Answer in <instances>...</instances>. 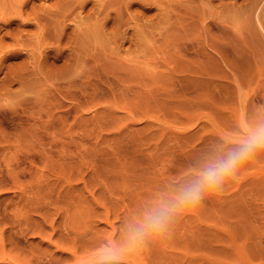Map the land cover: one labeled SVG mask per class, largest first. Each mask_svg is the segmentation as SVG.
<instances>
[{
  "label": "rangeland",
  "instance_id": "obj_1",
  "mask_svg": "<svg viewBox=\"0 0 264 264\" xmlns=\"http://www.w3.org/2000/svg\"><path fill=\"white\" fill-rule=\"evenodd\" d=\"M260 123L264 0H0V264H264V153L171 239L130 235Z\"/></svg>",
  "mask_w": 264,
  "mask_h": 264
},
{
  "label": "clouds",
  "instance_id": "obj_2",
  "mask_svg": "<svg viewBox=\"0 0 264 264\" xmlns=\"http://www.w3.org/2000/svg\"><path fill=\"white\" fill-rule=\"evenodd\" d=\"M210 148L198 166L197 173L176 186L171 198L150 206L143 219L131 229V242L142 252L154 240L171 239L174 224L189 209L204 211L202 201L223 196L229 184L237 181L240 170L264 153V123L258 124L243 139L234 144ZM123 253L107 249L96 257L97 264H125Z\"/></svg>",
  "mask_w": 264,
  "mask_h": 264
},
{
  "label": "bare ground",
  "instance_id": "obj_3",
  "mask_svg": "<svg viewBox=\"0 0 264 264\" xmlns=\"http://www.w3.org/2000/svg\"><path fill=\"white\" fill-rule=\"evenodd\" d=\"M79 14H80V13H79ZM77 17H78V16H77ZM81 18H82V17L79 16V17H78L79 20H78V19H77V20L80 21ZM77 23H78V22H77ZM78 25H79V23L77 24V26H78ZM18 164H19V163H18ZM18 164H17V165H18ZM18 168H19V166H18ZM11 171H13V170H11ZM12 173H15V174H16L15 170H14V172H12ZM14 177H16V179L18 178L17 175H14ZM16 179H15V180H16ZM13 180H14V179H13ZM17 180H19V179H17ZM17 180H16V181H17ZM16 181H15V183H17ZM20 199H21V198H20ZM24 199H25V198H24ZM24 199H23V200H24ZM13 203H15V202H13ZM24 203H25V202H24ZM26 203H27V201H26ZM26 203H25V204H26ZM12 208H13V207H12ZM15 209H16V208H15ZM11 210H12V209H11ZM19 211H20V210H19ZM16 213H17V212H16ZM1 214H2V213H1ZM15 219H16V218H15ZM20 220H21V219H20ZM17 221H18V220H17ZM19 224H20V223H19ZM27 225H28V224H27ZM20 230H21V229H20ZM1 234H2V232H1V230H0V235H1ZM69 234H70V233H69ZM0 237H2V235H1ZM0 239H1V240H0V263H1V261H3V260L6 259V258L8 259V257H10V256H7V253H5V251H3V245H2V244H3V240H2V238H0ZM12 239H13V238H12ZM4 241H5V240H4ZM56 245H57V243H56ZM57 246H58V245H57ZM29 249H30V248H29ZM70 249H71V248H70ZM73 249H74V248H73ZM97 249H98V248H97ZM99 249H100V248H99ZM101 249H103V248H101ZM62 250H63V249H62ZM93 250H94V249H93ZM64 251H65V250H64ZM68 251H69V250H68ZM85 251L87 252V250H85ZM88 251L91 252L89 249H88ZM7 252H8V250H7ZM44 252H45V251H44ZM82 252H83V251H82ZM68 253H70V254L72 255L74 261H72L73 259H72L71 261H72V263H74V264H85L86 261H88V260L90 261L91 258H88V257H91V255H92V253H91V254L88 253V254H86L85 256H84V255H81V254H78V253H77V250L75 251V249L69 251ZM95 253H99V252H96V251H95ZM9 254H10V253H8V255H9ZM47 254H48V253H47ZM93 254H94V253H93ZM41 255H42V254H41ZM45 255H46V254H44L43 256H45ZM52 255H53V254H52ZM66 255H67V254H65V256H63L62 258L67 257ZM95 255H96V254H95ZM98 255H99V254H98ZM37 256H38V254H37ZM48 256H50V254H49ZM14 257H15V255H14ZM68 257H70V256H68ZM68 257H67V258H68ZM94 257H95V256H94ZM97 257H98V256H97ZM15 258H16V257H15ZM17 258H18V257H17ZM34 258H35V257H34ZM45 258H46V257H45ZM48 258H49V257H48ZM21 259H23V258H21ZM38 259H39V258H38ZM50 259H54V257L52 258V256H51ZM8 260H9V259H8ZM47 260H48V259H47ZM22 261H23V260H22ZM37 261H38V260H37ZM53 261H54V260H51V261L49 260V261H47V263H46V262H45V263H46V264H57V262H58V260H57V262L54 261V263H53ZM61 261H64V260H61ZM94 261H95V260H94ZM94 261H93V262H94ZM18 262H19V261H18ZM91 262H92V261H91ZM19 263H20V262H19ZM25 263H26V262H25ZM43 263H44V262H43ZM64 263H65V262H64ZM68 263H69V262H68ZM61 264H62V263H61ZM66 264H67V263H66Z\"/></svg>",
  "mask_w": 264,
  "mask_h": 264
}]
</instances>
